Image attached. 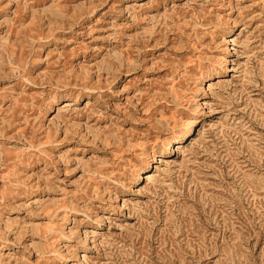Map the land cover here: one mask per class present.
Segmentation results:
<instances>
[{
    "label": "rangeland",
    "instance_id": "obj_1",
    "mask_svg": "<svg viewBox=\"0 0 264 264\" xmlns=\"http://www.w3.org/2000/svg\"><path fill=\"white\" fill-rule=\"evenodd\" d=\"M0 264H264V0H0Z\"/></svg>",
    "mask_w": 264,
    "mask_h": 264
},
{
    "label": "bare ground",
    "instance_id": "obj_2",
    "mask_svg": "<svg viewBox=\"0 0 264 264\" xmlns=\"http://www.w3.org/2000/svg\"><path fill=\"white\" fill-rule=\"evenodd\" d=\"M149 177H147L145 180H147Z\"/></svg>",
    "mask_w": 264,
    "mask_h": 264
}]
</instances>
